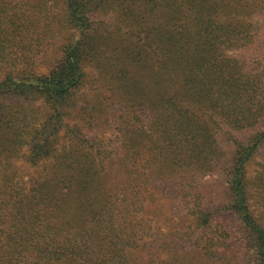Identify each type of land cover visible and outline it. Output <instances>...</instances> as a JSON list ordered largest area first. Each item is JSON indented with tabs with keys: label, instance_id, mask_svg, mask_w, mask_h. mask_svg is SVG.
I'll return each instance as SVG.
<instances>
[{
	"label": "rangeland",
	"instance_id": "rangeland-1",
	"mask_svg": "<svg viewBox=\"0 0 264 264\" xmlns=\"http://www.w3.org/2000/svg\"><path fill=\"white\" fill-rule=\"evenodd\" d=\"M65 1L0 0V10L9 9L5 17L0 12V18L5 21L12 15L9 24L15 23L8 31L0 27V47H4L0 51L8 47L19 52L32 50L28 53V63L34 65L32 76L38 78L53 69L66 46L77 42L81 34L87 37L82 61L84 79L75 101L70 102L74 108L66 120L77 126L81 138L95 142L96 160L103 163L109 177L103 191L93 187L74 191V209L83 203L94 215L101 211L92 222L91 219L83 222L84 217L77 219L79 224L93 223L95 228L107 229L108 223H113L112 228L123 230L130 239L146 244L140 249L142 255H155L158 260H175L178 264V259H186L187 246L202 234L196 229L188 236V229L183 228L193 224L188 213L196 204V208L200 207L209 215L214 230L228 232L234 237L233 242L245 241L244 227L231 203V159L238 151L237 145L264 130V0H84L93 23L89 31L67 20ZM208 8L211 12L205 14ZM213 29L219 35L217 41L214 40V49L208 47L203 51V43ZM5 40L16 41V44ZM180 41L184 60L176 63V55L172 57L170 51L172 44ZM204 55L214 63L206 67L195 64V60ZM13 58L16 60L6 67L11 69L23 66L22 61L27 63L16 56ZM196 84L209 105L188 93L179 101L186 113L200 117L197 132L205 130L202 124L210 121L209 127L216 131L217 142L209 145L211 140H199L182 148L181 143L175 141L177 152L172 153L174 146L159 117L179 110L173 105L177 100L174 89L189 92ZM230 99H236V104L229 105ZM213 101L220 104L221 112ZM32 102L34 112L30 114L26 110L28 118L42 117L43 103ZM242 107H251L253 111L236 115L235 110ZM15 109L18 110L8 111V115L18 124L23 111ZM124 120L135 126L139 138L131 164H127L133 154L130 142L124 143L122 139ZM4 130L8 136L0 147L6 148L0 152L10 149L7 139L11 130ZM175 132V127L169 131ZM27 141L26 138L20 143L14 155L3 152L1 156L0 201L3 200L4 205H0L3 214L0 227L12 225L9 219L12 213L22 211L26 218L18 225L27 229L25 240L35 243L41 239L36 233L46 207L42 202L35 209H29L28 201L36 204L41 201L36 192L31 193V198L26 194L43 176H48L52 168L54 170L56 159L54 163L43 160L38 166L31 164L26 158ZM85 141L68 147L66 153L76 151L75 157L84 160L85 154L78 151L86 145ZM215 148L221 153V159L212 155ZM163 150L169 156H165L170 163L168 172L160 168L158 174L148 177L147 173L151 172L148 158L152 156L154 162L160 161ZM193 152L197 155L193 156ZM128 168L134 172L131 177ZM243 171L250 212L264 226V138L246 160ZM9 181H14L13 188L10 187L13 182L7 185ZM74 181L78 182V177ZM125 183L137 184L138 188L132 192ZM106 190L105 202L101 196ZM98 197L103 201L101 205ZM10 200H15L11 207L7 206ZM63 206L67 209V205ZM2 242L0 236V245ZM252 263L250 254L238 264Z\"/></svg>",
	"mask_w": 264,
	"mask_h": 264
},
{
	"label": "trees",
	"instance_id": "trees-1",
	"mask_svg": "<svg viewBox=\"0 0 264 264\" xmlns=\"http://www.w3.org/2000/svg\"><path fill=\"white\" fill-rule=\"evenodd\" d=\"M67 2L69 3L67 4ZM65 3L67 5V20L73 22L78 28L83 27L88 29V31L93 29V23L90 16H88V4L84 0H66ZM8 10V8H2L0 12L4 13L5 17L9 14ZM210 12L211 9L208 8L205 14ZM11 17L12 15H9L5 18V21L0 18V27L2 26L8 31L15 26V23L9 24ZM216 34L215 29L210 31L209 35H207L208 39L203 43V51L207 50L206 48L208 47H210V50L214 49V40L217 41L219 36ZM86 38L81 34L76 40L77 42H71L66 46L62 51L61 58L56 61L53 69L38 78L32 76V67L34 65L28 63V55L33 52L32 50L11 51L8 50V47V49L0 51V145L8 136L4 129L11 130L7 139L9 144L7 146L10 149L0 152V160L3 152L5 154L11 152V155L17 153L20 143H24L26 138L29 147V152L26 155L28 162L38 166L43 160H50L54 163L56 159L54 170L52 168L50 174L46 177L43 176L42 180L36 186L30 188L26 194V197L31 198V193L36 192L37 199L40 198L39 200L41 201H36L38 205L33 203L34 201H28L26 207H29V209H35L42 202L46 207L43 210V222L39 225L36 233L41 236V239H37L35 243L25 240L27 229L18 225L19 222L26 218L25 213L14 211L15 213L13 212L9 218L12 221V225L0 227V236L3 241L0 245V264H176L175 260H158L155 255H142L143 251L140 249H143L142 246L146 244L139 239H130L127 232L123 230L112 228L113 223V225L108 223L109 227L102 229L101 227L95 228L93 223L86 226L80 225L77 221V219L83 220L84 217L85 221L83 220V222L90 219L92 222L96 216L101 215V211L94 215L88 206L83 203L74 209V191L92 190L90 187L102 188L103 191V189H106V183L104 182L109 177L108 171L102 166L103 163L96 160L98 148L95 149V142L91 140L85 141L84 138H81L77 126L70 125L66 120L67 114L74 108L70 102L73 103L75 101L85 75L82 61L83 48L87 47ZM5 41L6 43H12V45L16 44V41L13 40ZM3 49L4 47H0V50ZM170 52L172 57L176 55V63L182 62L180 60L183 59L181 57L183 53L182 41L179 44L173 43ZM13 56L26 60L27 63L22 61L20 63L23 66L11 67V69L8 66L6 67L10 61L16 60ZM210 63H214L213 59L205 55L195 60V64L200 67H206ZM204 84L208 83L204 82ZM223 86H226V84L223 83ZM190 90L196 93H191ZM190 90L187 92L184 89L181 92V90L175 91L174 89L173 95L177 100H175L173 105L179 107V110L177 113L172 112L168 116L161 115L159 123L162 122L163 130L167 132L168 135L166 136L170 138L172 145L175 141L181 143V147L183 145H192V142L199 140L207 142L211 140L209 145L212 142L216 143V131H211L209 127L210 121L207 120L202 124L205 130L197 132L200 126V117L194 113H191V115L186 113L184 105L179 101L185 98L188 93V95L191 94L190 96L199 97L203 103L209 105L201 97L203 92L198 91L197 84L193 85ZM33 100H40L44 105L42 107L45 109L42 112V117L29 119L26 110L30 114L34 112V108H31ZM228 101L229 105L236 104V99ZM212 104L219 107L220 112L222 111L219 103L213 101ZM15 108H20L23 111L20 113L21 118L19 120L21 122L18 124L9 118L8 115V111L18 110ZM251 111H253L251 107H242L235 110V113L239 115L242 112ZM5 112L6 115L4 114ZM192 116L194 117L192 118ZM220 119L227 120L223 116H220ZM122 124L124 128L122 129V139L124 143L130 142L129 148L133 152L131 157L128 158L130 161H126L127 164H131V160H134L133 155L137 153L136 143L139 138L135 134V126L130 125L129 121L124 120ZM172 127H175L177 132L169 133ZM196 133L201 134L198 137L191 135ZM263 138L264 130L255 137L249 138L245 143L243 142L244 144L240 143L241 145H237V147L239 146L238 151L236 150L235 155L231 159V172L233 173L230 181L233 193L231 203L236 208L233 209V212L238 215L245 229H243V234L246 235L245 241L235 240L239 242H233L234 237L228 232L218 229L214 230L209 215L200 207L196 208V204H194L188 213L192 217L191 222L193 224H188L186 227L183 225V228L188 229V236H192L193 234L190 232L195 233L196 229L202 234L195 243H190L187 246V250L184 252L186 259H178V264H238L246 255L250 254L253 258L252 264H264V226L258 223L250 212L243 182L245 162L251 156L252 151L259 147ZM164 140L166 139L164 138ZM81 141H85L83 144L86 145L78 152L85 154L84 160L75 157L76 154L78 155L76 151L66 153L68 147L70 148L72 145L76 147L77 143H81ZM173 146L174 148H171L172 153L174 150L177 152V146ZM216 147L218 148V146ZM3 148H6V146L0 147V150ZM218 152L215 148V150H212V155H217V158L221 159V153ZM194 155L197 154L193 152ZM61 156L64 159H61ZM165 156L169 158L163 150L160 161L154 162L152 156L148 158L150 162L148 168L151 171L147 173L148 177L158 174L157 169L159 170L160 168H163L166 173L168 172L170 163L165 160ZM127 172L129 177L134 173L130 168L127 169ZM3 174H5V170H3ZM75 177H78V182L74 181ZM2 178L3 176H0V184H2ZM129 181L130 178L127 182ZM10 182H13L10 186L13 188L15 183L14 181H9L7 182L8 186ZM124 186L132 192L138 188L137 184L128 185L125 183ZM106 195L107 190L101 196L105 198V202L107 200ZM100 200L102 199L98 197L99 205L103 202ZM14 202L15 200L8 201L7 206L11 207ZM63 204L67 205V209L64 208ZM0 205L3 207V200L0 201ZM1 215L3 214L0 213ZM31 216L32 214H30L29 218ZM75 220L77 225L74 223ZM197 224L200 226H196ZM129 253L130 256H128ZM245 253L246 255H244Z\"/></svg>",
	"mask_w": 264,
	"mask_h": 264
}]
</instances>
